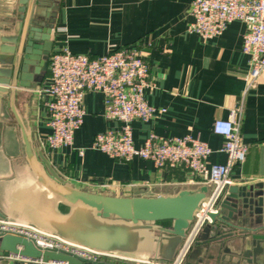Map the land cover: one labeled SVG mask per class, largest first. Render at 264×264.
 Masks as SVG:
<instances>
[{
    "label": "crops",
    "instance_id": "0c3cea01",
    "mask_svg": "<svg viewBox=\"0 0 264 264\" xmlns=\"http://www.w3.org/2000/svg\"><path fill=\"white\" fill-rule=\"evenodd\" d=\"M192 2L35 0V7L39 13L55 15L51 54L66 48L95 57L137 45L145 49L151 67L146 99L166 111L149 121H130L137 147L151 133L169 137L191 135L212 148L210 164L225 163L227 154L222 151L225 139L214 133L213 123L217 118H226L231 108L243 101L242 140L248 145V152L245 162L233 168V185L264 182V73L257 85L246 91L250 68L249 56L243 51L246 24L236 20L222 34L204 39L189 31ZM17 6L16 0H0L1 35L6 33L4 14H11ZM49 82L47 68L30 88H18L16 106L38 160L44 167L53 168L65 182L84 190L124 196L174 193L201 186L191 181L193 177L186 169L158 168L153 161L140 157L125 162L92 148L98 133L120 131L124 126L123 122L106 117L104 96L99 91H89L84 96L86 115L75 132L73 147L51 149L46 144L51 131L46 107L49 97L39 94V89ZM0 113V174L8 175L0 177V209L8 219L26 221L9 211L23 209L40 191L33 186L36 177L26 159L21 128L9 96L4 98ZM105 184L109 187H104ZM164 252L173 257L177 248L169 245ZM211 253L201 248L194 255L188 254L186 261L224 264L209 258ZM136 256L141 258L122 256L124 259L106 260L114 264H147L143 259L148 258V252L139 251ZM0 264L26 263L10 255L0 256Z\"/></svg>",
    "mask_w": 264,
    "mask_h": 264
},
{
    "label": "water",
    "instance_id": "95a60500",
    "mask_svg": "<svg viewBox=\"0 0 264 264\" xmlns=\"http://www.w3.org/2000/svg\"><path fill=\"white\" fill-rule=\"evenodd\" d=\"M16 2L18 6L12 13L4 14L6 33L0 34V108L4 98L9 96L21 128L26 159L36 177L32 185L40 191L38 197L26 204L28 212L64 232L69 237L66 240L73 243L101 253L137 259L141 258L136 256L139 251H145L149 256L143 260L152 262L172 261L184 246L197 214L205 213L206 218L188 254L194 255L203 248L212 251L209 258H216L219 263L264 264V182L227 185L207 209L204 204L210 203L215 185L203 184L154 195L98 193L65 182L53 168L40 163L18 112L16 95L19 87L30 88L48 68L55 15L39 13L35 0ZM40 157L48 166L46 157L42 154ZM7 176L0 174V177ZM86 213H91L94 225L87 220ZM0 218H7L1 209ZM122 221L131 223L132 228L121 227ZM165 221L169 224H162ZM140 230L145 233L142 239L135 237ZM169 245L177 248L173 257L164 252ZM12 254L44 262L114 264L43 250L31 239L0 233V256Z\"/></svg>",
    "mask_w": 264,
    "mask_h": 264
},
{
    "label": "built area",
    "instance_id": "2783aa9c",
    "mask_svg": "<svg viewBox=\"0 0 264 264\" xmlns=\"http://www.w3.org/2000/svg\"><path fill=\"white\" fill-rule=\"evenodd\" d=\"M193 21L189 31L208 39L224 32L236 20L246 24L243 51L249 56L246 91L257 85L264 73V0H193L190 6ZM50 82L39 89L46 102L51 129L46 144L51 149L73 147L75 132L81 127L86 115L84 96L89 91H99L104 96L105 115L124 123L120 131L106 130L95 136L92 148L103 151L113 158L129 162L135 157L153 161L158 168H183L192 175V182L215 185L210 203L221 189L233 185V168L246 160L248 145L242 140L244 102L231 108L226 118L213 123L215 134L224 137L222 151L227 154L225 163L208 161L213 152L210 145L191 135L159 136L151 133L142 146H135L130 121H149L166 108H157L146 99L145 89L150 86L151 67L147 53L139 45L121 48L91 57L85 53H73L64 48L53 52L48 60ZM83 153V150H80ZM104 187H109L105 184ZM205 213H198L188 233L184 246L172 261L147 264H185L189 248L198 235ZM0 233L31 239L45 250L68 253L92 262L122 256L101 253L73 243L56 234L44 231L29 223L0 218ZM26 264H65L60 261L44 262L42 259L13 255Z\"/></svg>",
    "mask_w": 264,
    "mask_h": 264
},
{
    "label": "rangeland",
    "instance_id": "374dc122",
    "mask_svg": "<svg viewBox=\"0 0 264 264\" xmlns=\"http://www.w3.org/2000/svg\"><path fill=\"white\" fill-rule=\"evenodd\" d=\"M9 198H12V195L9 196ZM24 205V203H23ZM22 207V204H21ZM9 214L15 216V217H21L22 219L24 218L26 221H28L31 224L37 225L43 229H46L52 233L58 234L60 236H62L65 239H69V237L62 231L58 230L57 228L53 227L51 224L42 221L39 217L32 215L30 212H28V209H26V207H24L21 210L18 209H12L9 211ZM86 218L87 220L94 225V219L91 216V213H86ZM121 225V227L123 226L124 228H132L131 227V223H129L128 221H122L121 223H119ZM130 236L132 237V231L129 232ZM145 233L140 230L138 232H136L135 237H138L140 239H142V236H144Z\"/></svg>",
    "mask_w": 264,
    "mask_h": 264
},
{
    "label": "trees",
    "instance_id": "16d2710c",
    "mask_svg": "<svg viewBox=\"0 0 264 264\" xmlns=\"http://www.w3.org/2000/svg\"><path fill=\"white\" fill-rule=\"evenodd\" d=\"M163 224H169V221H165V222H163Z\"/></svg>",
    "mask_w": 264,
    "mask_h": 264
},
{
    "label": "bare ground",
    "instance_id": "6f19581e",
    "mask_svg": "<svg viewBox=\"0 0 264 264\" xmlns=\"http://www.w3.org/2000/svg\"><path fill=\"white\" fill-rule=\"evenodd\" d=\"M187 257H188V255H187ZM186 260H187V258H186ZM186 262V261H185Z\"/></svg>",
    "mask_w": 264,
    "mask_h": 264
}]
</instances>
